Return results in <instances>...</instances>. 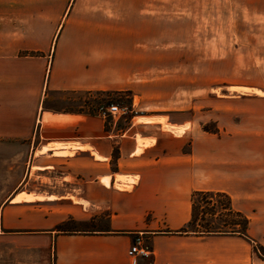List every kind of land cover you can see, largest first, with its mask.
Wrapping results in <instances>:
<instances>
[{
	"label": "crops",
	"instance_id": "0c3cea01",
	"mask_svg": "<svg viewBox=\"0 0 264 264\" xmlns=\"http://www.w3.org/2000/svg\"><path fill=\"white\" fill-rule=\"evenodd\" d=\"M234 1L264 11V0ZM85 6L0 0V138L27 139L25 176L0 206V264H264L254 250L264 248V112L239 120L232 160L224 139L164 115L133 114L118 127L117 119L53 106L68 91L116 87V54ZM194 189L229 193L249 219L247 233L180 230ZM101 210L107 227L55 226L69 216L95 221ZM138 231L150 252L134 261ZM5 237L23 250L15 262L3 261Z\"/></svg>",
	"mask_w": 264,
	"mask_h": 264
},
{
	"label": "rangeland",
	"instance_id": "374dc122",
	"mask_svg": "<svg viewBox=\"0 0 264 264\" xmlns=\"http://www.w3.org/2000/svg\"><path fill=\"white\" fill-rule=\"evenodd\" d=\"M82 2L94 8L96 26L116 54L109 74L116 87L68 91L52 97V105L91 113L101 102L126 105L116 120L118 127L133 114L164 115L186 131L224 139L225 153L235 160L239 120L246 113L249 118L253 109L259 118L264 112V11L246 10L250 5L234 0ZM26 141L0 138V206L25 176ZM96 223L108 226L106 211L95 221L69 216L55 226L80 229ZM1 244L5 263L22 255L13 238L5 237ZM254 250L264 252L260 246Z\"/></svg>",
	"mask_w": 264,
	"mask_h": 264
},
{
	"label": "trees",
	"instance_id": "16d2710c",
	"mask_svg": "<svg viewBox=\"0 0 264 264\" xmlns=\"http://www.w3.org/2000/svg\"><path fill=\"white\" fill-rule=\"evenodd\" d=\"M190 199L191 214L180 230L199 233H247L249 219L233 206L231 196L226 191L194 189Z\"/></svg>",
	"mask_w": 264,
	"mask_h": 264
},
{
	"label": "built area",
	"instance_id": "2783aa9c",
	"mask_svg": "<svg viewBox=\"0 0 264 264\" xmlns=\"http://www.w3.org/2000/svg\"><path fill=\"white\" fill-rule=\"evenodd\" d=\"M127 109L126 105H121L116 102H101L95 106V112L103 117H111L117 119L119 115ZM150 252V245L143 237L142 233H136L133 237L132 244L129 248V253L133 255V260L136 261V256H147Z\"/></svg>",
	"mask_w": 264,
	"mask_h": 264
}]
</instances>
